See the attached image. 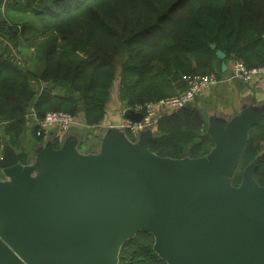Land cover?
<instances>
[{"label":"water","instance_id":"water-1","mask_svg":"<svg viewBox=\"0 0 264 264\" xmlns=\"http://www.w3.org/2000/svg\"><path fill=\"white\" fill-rule=\"evenodd\" d=\"M210 113L215 145L197 159L157 156L148 147L156 130L131 140L123 120L104 125L85 151L76 125L58 148L50 133L27 164L2 135L0 264H119L122 246L140 231L154 236L167 264H264V186L253 177L262 153L239 186L232 182L264 106L230 119Z\"/></svg>","mask_w":264,"mask_h":264},{"label":"trees","instance_id":"trees-1","mask_svg":"<svg viewBox=\"0 0 264 264\" xmlns=\"http://www.w3.org/2000/svg\"><path fill=\"white\" fill-rule=\"evenodd\" d=\"M3 14L0 133L23 164L30 161L25 146L29 124L34 123V138L42 142L36 121L48 112L82 119L93 138L114 83L123 108L134 109L178 95L196 74L220 76L223 61L264 65V0H6ZM24 40L33 41L28 53L34 69L9 56L8 45L18 49ZM201 101L163 115L149 150L171 159L207 156L215 144ZM260 153L253 177L264 186V115L249 131L232 178L235 186ZM154 243L150 232L140 231L122 246L119 264H167Z\"/></svg>","mask_w":264,"mask_h":264},{"label":"crops","instance_id":"crops-1","mask_svg":"<svg viewBox=\"0 0 264 264\" xmlns=\"http://www.w3.org/2000/svg\"><path fill=\"white\" fill-rule=\"evenodd\" d=\"M31 77L34 78L32 74ZM218 77V82L212 86L208 93L202 96L204 101L199 103L200 108L206 113L207 118L208 114L211 112L230 119L234 115L240 113L243 108L250 107L257 110L264 106V76L252 81H243L234 75L232 64L229 63L227 69L225 71L222 69V74L220 76L218 75ZM32 82L37 85L36 79H32ZM115 84L116 87L113 92L112 101L107 104L105 123L95 128L92 133L95 137V143L98 142L104 125L118 123L126 118L123 117L122 114L125 111V108H122L123 105L119 100L118 82ZM75 121L74 126L76 125V127H78L77 129H79V133H84L85 123H83V120L75 119ZM81 127H83V130L80 129ZM33 128L34 123L31 121L27 131L25 144L30 160L34 158L36 148L39 145H42L45 141V139H43L42 142L36 141V138H34L32 133ZM61 142L62 141H58L54 137L55 148H58V146L56 147V144L60 145ZM88 147L89 146L86 144L84 138L80 140L79 148L81 151H83V149L87 150Z\"/></svg>","mask_w":264,"mask_h":264},{"label":"built area","instance_id":"built-area-1","mask_svg":"<svg viewBox=\"0 0 264 264\" xmlns=\"http://www.w3.org/2000/svg\"><path fill=\"white\" fill-rule=\"evenodd\" d=\"M232 67L234 75L237 78L249 80L250 78L264 73V69L248 70L242 63L233 62ZM187 89L175 96L161 98L156 101L148 102L145 105H137L133 110L143 114L139 122H133L124 118L122 127L129 131L133 136H137L146 129H157L159 119L166 114L176 112L195 101L196 98L204 96L216 83L213 75L196 74L188 79ZM126 110V109H125ZM75 117L69 112L51 111L41 120L36 121L37 136L41 132H50L54 134L58 141H63L75 124ZM50 134V133H49ZM48 135V134H47ZM2 154V134L0 133V162ZM1 170V166H0Z\"/></svg>","mask_w":264,"mask_h":264},{"label":"rangeland","instance_id":"rangeland-1","mask_svg":"<svg viewBox=\"0 0 264 264\" xmlns=\"http://www.w3.org/2000/svg\"><path fill=\"white\" fill-rule=\"evenodd\" d=\"M33 41L31 40H24V45H20L19 48L17 49L16 47H12L11 45H8L10 47V52H9V56L11 57V59L14 62L17 63H21L20 65L22 66H27L30 69H34L35 68V62L33 61V57H30L29 52H32L34 50V44H32ZM4 45V42L0 41V48H2V46ZM30 45V46H29ZM116 84L114 83L112 88H111V92H110V98H109V102L112 101L113 98V92L115 90ZM122 103V102H121ZM123 105V104H122ZM123 108V106H122ZM82 137L85 139L86 144L88 146H91L95 143V137L92 135L93 138L88 137V135L86 134V131L84 133H82ZM85 150V149H83Z\"/></svg>","mask_w":264,"mask_h":264},{"label":"bare ground","instance_id":"bare-ground-1","mask_svg":"<svg viewBox=\"0 0 264 264\" xmlns=\"http://www.w3.org/2000/svg\"><path fill=\"white\" fill-rule=\"evenodd\" d=\"M235 62H237V61H235ZM238 63H240V62H238ZM245 66V65H244ZM246 67V66H245ZM248 70H252V69H264V65L263 66H261V67H258V68H248V67H246ZM210 75H213L215 78H216V83L218 82V79H219V77H218V74L217 73H211ZM262 76H264V73L263 72H261L259 75H257V76H254V77H252V78H250L249 80H244V79H242L243 81H252V80H255V79H258L259 77H262ZM189 82V81H188ZM215 83V84H216ZM197 99V98H196ZM195 99V100H196ZM194 102V101H193ZM189 104H191V103H189ZM74 126V125H73ZM49 133H52V131H50V132H44V131H42L41 132V137H43V139L44 138H47V137H49ZM48 134V135H47ZM55 137V136H54Z\"/></svg>","mask_w":264,"mask_h":264}]
</instances>
